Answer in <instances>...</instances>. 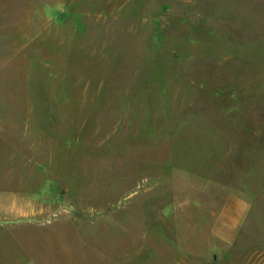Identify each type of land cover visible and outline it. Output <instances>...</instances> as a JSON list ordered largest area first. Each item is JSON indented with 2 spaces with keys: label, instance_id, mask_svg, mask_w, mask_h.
I'll return each mask as SVG.
<instances>
[{
  "label": "rangeland",
  "instance_id": "obj_1",
  "mask_svg": "<svg viewBox=\"0 0 264 264\" xmlns=\"http://www.w3.org/2000/svg\"><path fill=\"white\" fill-rule=\"evenodd\" d=\"M0 264H264V0H0Z\"/></svg>",
  "mask_w": 264,
  "mask_h": 264
}]
</instances>
